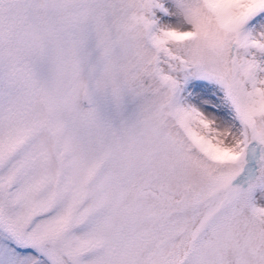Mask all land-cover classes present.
<instances>
[{
  "label": "snow or ice",
  "instance_id": "6c2138e0",
  "mask_svg": "<svg viewBox=\"0 0 264 264\" xmlns=\"http://www.w3.org/2000/svg\"><path fill=\"white\" fill-rule=\"evenodd\" d=\"M0 264H264V0H0Z\"/></svg>",
  "mask_w": 264,
  "mask_h": 264
}]
</instances>
